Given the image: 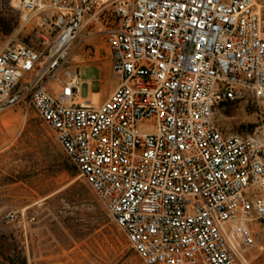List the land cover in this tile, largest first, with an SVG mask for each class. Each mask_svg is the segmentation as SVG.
<instances>
[{"label": "built area", "instance_id": "obj_1", "mask_svg": "<svg viewBox=\"0 0 264 264\" xmlns=\"http://www.w3.org/2000/svg\"><path fill=\"white\" fill-rule=\"evenodd\" d=\"M12 2L29 42L0 29V111H36L143 264H252L264 130H229L219 116L264 108L258 1ZM98 42L116 86L93 103L81 67Z\"/></svg>", "mask_w": 264, "mask_h": 264}, {"label": "rangeland", "instance_id": "obj_2", "mask_svg": "<svg viewBox=\"0 0 264 264\" xmlns=\"http://www.w3.org/2000/svg\"><path fill=\"white\" fill-rule=\"evenodd\" d=\"M257 1L264 11V0ZM0 29L29 42L12 0H0ZM97 46L100 58H108L103 42ZM100 64L82 68L83 94ZM219 119L229 130H264V108L251 101L230 105ZM10 212L17 217L7 222ZM252 228L248 255L252 264H264V220ZM0 264H143L53 130L33 108L24 119L19 105L0 111Z\"/></svg>", "mask_w": 264, "mask_h": 264}, {"label": "crops", "instance_id": "obj_3", "mask_svg": "<svg viewBox=\"0 0 264 264\" xmlns=\"http://www.w3.org/2000/svg\"><path fill=\"white\" fill-rule=\"evenodd\" d=\"M100 61L101 71L99 73V77L94 81H88L90 89L86 94H83L82 88L86 83L85 80L81 77L82 83L80 88V95L82 100H89L93 103H101L106 100L111 92L114 90L116 86V79H110V74L113 73L110 67L109 58L101 59H90L89 62L85 63L81 67V71L83 67H89L93 62Z\"/></svg>", "mask_w": 264, "mask_h": 264}]
</instances>
